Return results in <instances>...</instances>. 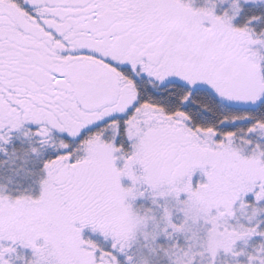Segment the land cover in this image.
Instances as JSON below:
<instances>
[{
  "label": "snow or ice",
  "instance_id": "obj_1",
  "mask_svg": "<svg viewBox=\"0 0 264 264\" xmlns=\"http://www.w3.org/2000/svg\"><path fill=\"white\" fill-rule=\"evenodd\" d=\"M0 264H264V0H0Z\"/></svg>",
  "mask_w": 264,
  "mask_h": 264
}]
</instances>
